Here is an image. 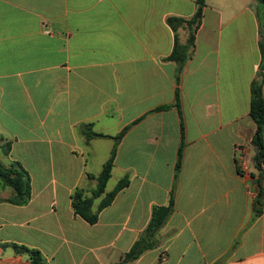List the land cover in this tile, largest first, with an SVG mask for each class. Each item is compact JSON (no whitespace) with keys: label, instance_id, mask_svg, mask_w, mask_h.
<instances>
[{"label":"crops","instance_id":"1","mask_svg":"<svg viewBox=\"0 0 264 264\" xmlns=\"http://www.w3.org/2000/svg\"><path fill=\"white\" fill-rule=\"evenodd\" d=\"M195 12L196 0H0V164L22 166L32 185L18 206L0 182V264H29L12 244L48 264H264V165L253 162L250 114L264 9L207 0L178 82L167 18ZM90 126L106 137L87 138ZM121 133L106 194L130 184L90 224L72 195L92 198ZM172 193L156 247L129 259Z\"/></svg>","mask_w":264,"mask_h":264},{"label":"trees","instance_id":"2","mask_svg":"<svg viewBox=\"0 0 264 264\" xmlns=\"http://www.w3.org/2000/svg\"><path fill=\"white\" fill-rule=\"evenodd\" d=\"M259 5L264 9V0H257ZM207 0H196V12L190 18L169 17L167 18L168 25L175 33V44L172 54L169 56V60L176 63L177 66V79L180 82L181 76L186 69L189 61L192 59L196 48V37L202 21L204 18V9L206 7ZM261 20V17H260ZM263 20V19H262ZM180 28H185L187 36L185 42H181L178 36ZM260 50H261V63L259 71L255 80L251 86V117L255 121L257 126L254 134L252 144L255 149V156L253 159L255 168L262 172L264 165V23L262 21L260 31ZM180 93L177 92L176 107H180ZM169 108L162 107L161 109ZM85 135L87 138H103L106 137L102 134H97L91 130V126L88 127ZM124 133H121L113 139L115 145L111 152L109 160L104 164L103 169L98 177L97 187L93 192L92 198L88 199L85 196V192L82 189H77L72 195V207L74 212L81 216L90 224H95L98 221L99 214L103 208L109 206L112 200L123 189L127 188L130 184L129 178L125 177L118 183L117 187L111 193L106 194L108 183L112 178V172L114 168V162L118 154V147L123 138ZM178 162H177V176L180 172L182 159H183V144L179 147ZM241 170V166H239ZM0 182L4 188H11L14 195L7 199L6 202L24 206L30 202L32 195L31 178L26 170L18 164H14L12 168H7L0 164ZM261 193H264L261 190ZM103 198L101 206L98 210L94 211V200L97 198ZM174 210V193H172L168 206L154 207L152 217L149 225L140 236L139 240L131 248V252L127 255L129 259H138L146 250H152L157 245V235L160 229L164 226V223L168 220ZM4 247H12L16 254L24 255L28 258L29 264H48L42 252L38 249L31 248L25 245H4Z\"/></svg>","mask_w":264,"mask_h":264},{"label":"rangeland","instance_id":"3","mask_svg":"<svg viewBox=\"0 0 264 264\" xmlns=\"http://www.w3.org/2000/svg\"><path fill=\"white\" fill-rule=\"evenodd\" d=\"M115 182L111 181L109 186H108V189H112L114 186H115Z\"/></svg>","mask_w":264,"mask_h":264},{"label":"water","instance_id":"4","mask_svg":"<svg viewBox=\"0 0 264 264\" xmlns=\"http://www.w3.org/2000/svg\"><path fill=\"white\" fill-rule=\"evenodd\" d=\"M263 189H264V184H263Z\"/></svg>","mask_w":264,"mask_h":264},{"label":"built area","instance_id":"5","mask_svg":"<svg viewBox=\"0 0 264 264\" xmlns=\"http://www.w3.org/2000/svg\"><path fill=\"white\" fill-rule=\"evenodd\" d=\"M241 165V164H240ZM242 167V166H241Z\"/></svg>","mask_w":264,"mask_h":264}]
</instances>
